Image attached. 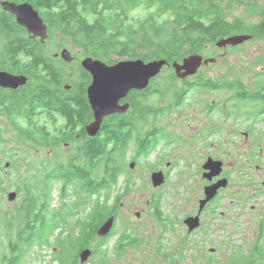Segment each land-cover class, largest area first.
<instances>
[{
  "label": "trees",
  "instance_id": "trees-1",
  "mask_svg": "<svg viewBox=\"0 0 264 264\" xmlns=\"http://www.w3.org/2000/svg\"><path fill=\"white\" fill-rule=\"evenodd\" d=\"M26 1L38 10L51 34L58 31L63 37L67 36L68 47L81 50L82 56H92L107 64L121 59H166L169 64L162 70H170L166 80L167 86L173 89L168 105L163 108L156 104L155 96L160 91L156 86L158 74L145 89L127 95L130 108L125 113L104 117L101 132L95 138L90 137L89 145L85 144V160L77 165L68 163L62 174L51 176L42 171L37 184L29 180L23 182L26 193L17 209L19 212L10 214L12 219L6 216V221L10 226L16 224V229L2 239L8 252L1 255L0 264H19L25 261L30 245L40 247L47 243L51 229L58 223L56 217L64 227L67 219L76 215L72 225L68 222L73 231L70 240L78 249L95 241L94 252H99L110 237L118 233L116 219L107 236H97V228L107 217L116 216L123 197L136 184L131 181L130 168L126 165L129 149L134 148L132 158L138 155L147 157L160 140L155 134L151 139L152 133H146L150 125L147 122L157 121L163 109L171 111L172 105L182 99L186 88H216L215 83L221 80L207 79L199 71L200 74L194 76V83L184 79L181 80L182 86H177L178 78L170 64L191 53L202 54L207 45L215 46L217 40L231 34L249 33L252 34L251 40L264 35L262 18L250 15L228 17L216 0ZM222 1L218 0L220 4ZM137 8L147 10L146 14L140 18L132 16V11ZM211 55L216 57L217 53ZM89 81V73L84 71L85 89ZM234 86L240 89L238 99L244 104L256 105L263 112L264 78L259 79L253 88L241 83ZM152 125L157 127L156 123ZM54 180L61 181L60 193L68 198L57 210L50 207ZM153 198L155 203L152 206L158 210V201L155 196ZM81 212H84L83 216H80ZM65 216L68 218L64 219ZM129 237L126 230L121 232L118 252L123 249V244L135 246L128 240H135V237ZM126 239L128 243L123 241ZM249 246L245 250H234L225 260H215L213 264H264V226Z\"/></svg>",
  "mask_w": 264,
  "mask_h": 264
},
{
  "label": "rangeland",
  "instance_id": "rangeland-1",
  "mask_svg": "<svg viewBox=\"0 0 264 264\" xmlns=\"http://www.w3.org/2000/svg\"><path fill=\"white\" fill-rule=\"evenodd\" d=\"M146 12L147 10L143 8H137L131 14L140 18ZM238 16L246 17L244 14ZM69 50L76 59L80 55L78 49L74 50L69 46ZM213 52L217 53L216 62L202 64L199 71L207 79L221 80L215 83L216 88L200 89L194 91L193 95L187 89L185 97L182 98L184 105L174 111L173 106L180 102L175 103L172 105V111L168 113L173 115L166 114L168 116L159 117L158 120L165 119L161 124H167V120H171L174 124L172 135L175 140L165 145L159 143L147 157L138 155L133 159L135 163L133 168L129 169V176L136 184L123 197L115 216L118 234L111 236L101 252L95 258L93 255L88 264H213L215 260L219 262L225 260L234 250L247 249L258 237L261 226H264V216L259 214L260 209L264 207L261 204L264 202V191L261 192V189L264 188L261 185L259 187L260 178H264V153L260 157L257 155L248 157L250 141H247L243 135H240L239 140L229 136L228 142L216 148L218 151L221 146L224 148V168L229 172L231 183L229 188L221 193L216 212L207 214L201 228L192 234L187 233L182 221L185 215L193 211L205 182L201 177L203 171L201 160L194 153L199 151L196 142H188L190 157L187 156L188 149L184 139L201 127L200 124L189 121L204 119L200 113L203 112L205 105H211L221 108L222 111L211 112L209 119L217 125H224L229 131L230 121L223 119L221 114L225 116L224 105L228 106L235 102V98L232 97L233 85L241 83L253 88V84L264 78V35L235 47L228 45L218 49L216 46L207 45L202 54L213 57L211 55ZM169 73H171L169 69H163L156 85L160 91L155 96V102L163 108L168 105L170 91L173 89L167 86L166 77ZM175 84L182 86L181 79ZM221 85L226 88H218ZM167 126L171 124L168 123ZM253 129L264 133V122H256ZM161 130L162 128H157L156 138H162ZM240 130L246 131V126L242 125ZM218 137L214 135L212 139ZM263 143L261 145L264 147ZM131 154L132 151L129 155ZM35 156L34 152L29 150L13 149L11 143H0V257L4 252H8L2 242L4 235L16 229V224L10 226L6 216L12 219L10 214L16 215L19 212L17 209L25 198V192L22 191L23 182L29 180L32 184H37L41 180L38 170H45L44 166L40 168V164L37 167L33 166L32 160ZM12 159L18 165L14 171L7 168L9 164L6 166V163ZM129 162L131 160L127 157L126 165ZM256 164L260 167L256 168ZM158 169L164 172L165 181L162 185L153 187L150 174ZM39 185L35 188L37 189ZM55 185L57 187L52 192V206L57 210L64 199L58 197L59 183ZM1 191L5 192L3 196ZM9 191H18L20 195L8 200ZM154 196L158 201V210L152 206V203H155ZM257 202H260L258 204L260 208L251 211V205ZM221 211L224 214H221ZM4 212H6L5 216ZM137 212L139 216H136ZM83 214L84 212H81L80 216ZM158 217L164 220L161 221ZM72 222L73 220H69L70 224ZM124 230L135 237L136 243L131 247L133 250L129 249L118 255L120 252L116 248L120 242V234ZM123 241L128 243L127 239ZM34 250L33 245H30L27 254H32ZM49 251L50 247H43L39 260L30 258L27 263L19 264L40 262L48 264ZM102 253L104 256H101ZM37 254L34 252L35 256Z\"/></svg>",
  "mask_w": 264,
  "mask_h": 264
},
{
  "label": "flooded vegetation",
  "instance_id": "flooded-vegetation-1",
  "mask_svg": "<svg viewBox=\"0 0 264 264\" xmlns=\"http://www.w3.org/2000/svg\"><path fill=\"white\" fill-rule=\"evenodd\" d=\"M2 1H9L16 4L28 2L26 0H0V71L26 77L25 83L16 88L0 86V143H11L15 150L22 149L34 152L36 156L34 160H32L33 166L37 167L38 164H40V168L44 166V171H46L48 175L53 176L62 174L66 172L68 163L77 165V163L85 160V144L87 143V145H89L92 140L90 139L91 136L86 134V125L93 120V112L87 97L85 99V95L87 96V94L84 87V71L87 70H85L81 64L83 58L81 50L78 49L80 55L77 56V59L72 54V60L66 61L61 56V53L64 48L69 49L67 36L63 37L58 31L51 34L47 23L43 20L46 24L45 33L47 37L45 39H42L41 36L34 37L33 33L29 32L25 26L17 22L15 14L3 8L1 4ZM216 4L220 7L221 11L223 9L224 12L227 13L225 14L228 17L244 14L260 17V19L262 18L264 20V0H237L236 2L223 0L221 4L216 0ZM197 74H200V72L197 71L196 74L188 76L185 79L189 80L190 78L189 82L194 83V76ZM90 82L91 76L89 83ZM234 85L232 97L235 98V102L228 106L224 105L225 116L221 114L223 119L230 121L229 131L224 125H217L213 123V120L209 119V114L211 112L215 110L222 111L219 107L205 105L203 112L200 113L203 115L204 119L189 121L190 123L195 122L200 124L201 127L196 129L193 133L188 134L187 138L184 139L187 146L186 148L188 149L187 156L190 157L188 142L194 141L197 143L199 150L194 153L195 156L199 157L201 160V167L203 169L202 174L205 171L203 164L208 158L222 161L223 169L219 176L213 177L211 180L204 179L201 174V177L205 181L202 192L197 198V203L193 211L182 218L188 234H192L201 228L202 221L207 214L216 212L215 209L219 203L218 199L221 193L229 188L231 184L229 172L225 171L224 168V148L221 146L218 151L216 150L217 146L228 142L229 136L239 140L240 135H243L247 141H250L247 150L248 157H253L254 155L260 157L264 153V147L261 145L262 142H264V133L256 132L253 129L256 122H264V109L263 112H261L260 108H257L254 104H244L242 99L236 97L240 89ZM218 88L226 87L221 85ZM187 89L193 95L195 93L194 91H199L204 88H186L184 92H186ZM185 95L184 93L183 96L185 97ZM124 102L128 101L124 98L120 100V103ZM183 105L181 99L180 104L173 106L174 111ZM171 111L163 109L161 111V116H171L173 113L168 114ZM163 121H165V119L147 122V124L150 125L146 133H152L150 136L151 139L154 137V134L157 133V128H162V138H159L160 140L156 144V147L159 143L165 145L175 140L172 135V126L174 124L171 120H167V124L170 123L171 126L166 127L167 124H161ZM152 123H156L157 127L154 128ZM242 125L246 126V131L240 130ZM97 135L93 137L95 138ZM214 135H218L219 137L212 139ZM133 149V146H131L129 153L131 151L133 152ZM136 158L137 156L132 158V154L128 156V159L131 161ZM8 163L9 166L7 168H9L10 171H14L18 166L14 159L8 161ZM127 167L130 168L129 164ZM259 167L260 165L256 164V168ZM32 171L34 170L32 169ZM42 171V169H39L38 173L41 174ZM34 172L36 173L37 171L35 170ZM224 178L228 181L227 187L220 188L216 196L199 210V200L204 197V186ZM263 180L264 178H260L259 187L261 185L264 188L262 183ZM53 182L52 192L53 189L57 187L55 184L59 183L58 197L66 201L67 197H63L62 192L60 193L61 181L54 180ZM2 189L5 190L4 188ZM20 190L21 189H19V193L22 191L25 192L24 187L22 191ZM262 191L264 190L261 189V192ZM4 193L1 194V196H3ZM19 193L17 191L16 195L19 196ZM52 200L50 203L51 209H53ZM63 203L61 202L58 208L61 207ZM259 203L260 202L252 204L251 211L258 210L260 208L258 205ZM261 204L264 205V202H261ZM197 213H199L200 225L191 232H188L184 220L187 216ZM221 214L224 213L222 212ZM259 214L260 216H264V207L260 209ZM74 216L75 217L72 216L70 218L67 216L64 217V219L68 218L64 227L59 224V220L56 217L58 221L57 225L51 229L47 243L42 244V246L50 247L48 264H88L91 257L94 255L93 258H95L102 250L94 252L95 241H91L88 246H84L83 248H91L92 254L86 262L80 263L79 252L83 248L78 249L70 240V234L73 231L70 229L71 226L68 225L69 220H73V224L77 219V216ZM158 219H161V221L164 220L162 217H158ZM165 227L167 226L165 225ZM218 228L219 227H216V229ZM131 237L130 235L129 238ZM128 240L134 244L136 243L133 239ZM128 245L129 244H123V248L124 246L125 248L120 250L118 255L129 249L133 250V248ZM40 249L41 248L38 249V252L35 251V253L39 254L34 256L33 260H39L41 258ZM113 254H115V252H113ZM74 261L76 262L73 263ZM39 264H41V262Z\"/></svg>",
  "mask_w": 264,
  "mask_h": 264
},
{
  "label": "water",
  "instance_id": "water-1",
  "mask_svg": "<svg viewBox=\"0 0 264 264\" xmlns=\"http://www.w3.org/2000/svg\"><path fill=\"white\" fill-rule=\"evenodd\" d=\"M4 9L16 15V20L19 24L25 26L33 36H41L42 39L47 37L46 24L29 2L16 4L9 1L1 2ZM251 38L247 33H236L223 37L215 42L217 47H225L227 45L235 46L243 43ZM61 56L70 61L73 58L71 51L64 48ZM215 61L214 57H204L200 53H191L184 56L180 61H173L172 67L175 75L183 79L188 75H193L197 72L202 64ZM81 64L91 76V82L86 88L87 99L93 112V120L86 125V132L89 136H96L100 129L104 117L123 113L129 103H120V100L126 98L132 90L145 89L150 80L156 77L162 70L163 66L168 65V61L164 58L143 60L140 58L121 59L113 64H107L101 59L92 56H84ZM26 77L22 75H13L8 72L0 71V86L8 88H16L24 84ZM134 161L130 163L133 168ZM9 163H6V166ZM204 172L202 177L211 180L213 177L219 176L223 169V163L220 160L208 158L203 164ZM151 185L153 187L160 186L165 181V175L161 170L153 171L150 175ZM227 179H220L215 183L207 184L203 188L204 197L199 200V210L212 200L218 189L227 186ZM264 185V180L262 181ZM16 197L15 191H10L7 194L8 200H13ZM139 216V213H136ZM115 215L107 217L97 228L96 234L99 237L107 236L112 230ZM188 232H191L200 225L199 213L189 215L184 220ZM92 249L89 247L83 248L79 252L80 263L86 262Z\"/></svg>",
  "mask_w": 264,
  "mask_h": 264
},
{
  "label": "bare ground",
  "instance_id": "bare-ground-1",
  "mask_svg": "<svg viewBox=\"0 0 264 264\" xmlns=\"http://www.w3.org/2000/svg\"><path fill=\"white\" fill-rule=\"evenodd\" d=\"M219 190V189H218ZM114 222H115V219H114ZM114 225V224H113ZM32 246V245H31ZM28 255H30V254H28Z\"/></svg>",
  "mask_w": 264,
  "mask_h": 264
},
{
  "label": "clouds",
  "instance_id": "clouds-1",
  "mask_svg": "<svg viewBox=\"0 0 264 264\" xmlns=\"http://www.w3.org/2000/svg\"><path fill=\"white\" fill-rule=\"evenodd\" d=\"M40 15V14H39ZM42 18V17H41ZM43 19V18H42Z\"/></svg>",
  "mask_w": 264,
  "mask_h": 264
},
{
  "label": "built area",
  "instance_id": "built-area-1",
  "mask_svg": "<svg viewBox=\"0 0 264 264\" xmlns=\"http://www.w3.org/2000/svg\"><path fill=\"white\" fill-rule=\"evenodd\" d=\"M44 252H46V251H44Z\"/></svg>",
  "mask_w": 264,
  "mask_h": 264
}]
</instances>
